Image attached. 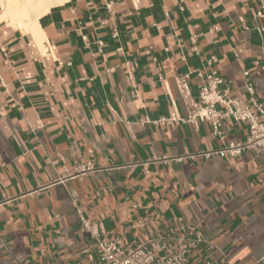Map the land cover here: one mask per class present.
<instances>
[{"label":"crops","instance_id":"obj_1","mask_svg":"<svg viewBox=\"0 0 264 264\" xmlns=\"http://www.w3.org/2000/svg\"><path fill=\"white\" fill-rule=\"evenodd\" d=\"M6 23L0 264H92L97 239L147 235L169 251L202 239L185 264H264V147L198 156L249 129L229 116L215 136L192 117L197 70L264 109V0H63L37 19L40 42Z\"/></svg>","mask_w":264,"mask_h":264},{"label":"built area","instance_id":"obj_2","mask_svg":"<svg viewBox=\"0 0 264 264\" xmlns=\"http://www.w3.org/2000/svg\"><path fill=\"white\" fill-rule=\"evenodd\" d=\"M260 15V14H259ZM195 53L197 50L193 49ZM213 57L208 60L210 64ZM196 75L203 79V84L199 90V101L202 107L195 105V115L201 121H209L212 125V133L219 135L221 119L233 117L236 121L248 124L249 135L244 142H228L216 151L201 152L198 156L209 158L212 155L219 157H235L243 150L253 149L255 151L264 147V109L262 105L255 103L252 99L245 104L238 99H229L228 90L223 88V79L215 72L204 74L197 70ZM247 75V72L244 73ZM188 75L176 78V87L181 95H188L187 85ZM247 90L252 93L251 84H247ZM220 104L226 107L225 111L216 110L215 105ZM163 122V120L161 121ZM191 155V157L197 156ZM83 229L89 231L91 235H96L87 221L82 218ZM172 238L169 237L168 240ZM167 238L147 235L145 240L137 245L123 244L119 240L100 239L97 247L100 251L98 259L92 264H185L186 255L190 248L195 247L202 239L179 238L172 251L166 245ZM211 264V263H207Z\"/></svg>","mask_w":264,"mask_h":264},{"label":"bare ground","instance_id":"obj_3","mask_svg":"<svg viewBox=\"0 0 264 264\" xmlns=\"http://www.w3.org/2000/svg\"><path fill=\"white\" fill-rule=\"evenodd\" d=\"M62 1L63 0H0V20H5L9 25L20 28L25 32H31L35 40L40 42V38L36 33V31L38 32L37 19L47 12L50 7Z\"/></svg>","mask_w":264,"mask_h":264}]
</instances>
